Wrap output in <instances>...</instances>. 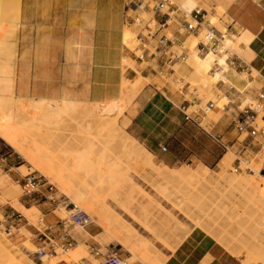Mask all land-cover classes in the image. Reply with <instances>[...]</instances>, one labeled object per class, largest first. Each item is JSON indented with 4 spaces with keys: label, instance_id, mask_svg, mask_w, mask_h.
Segmentation results:
<instances>
[{
    "label": "rangeland",
    "instance_id": "1",
    "mask_svg": "<svg viewBox=\"0 0 264 264\" xmlns=\"http://www.w3.org/2000/svg\"><path fill=\"white\" fill-rule=\"evenodd\" d=\"M147 1L152 6L154 0ZM172 1L174 5L183 10L181 8L183 0ZM237 1L241 2V0H196L198 3L196 9L202 10L204 15L205 28L209 24L210 17H215L217 19L214 25H209L216 29L218 35L222 34L218 47L214 51L210 50L207 55H205L207 52L200 53L194 47L198 41L202 40V35H199L197 38L192 37V41H190L192 47H189L187 60L173 66L172 71L163 76L158 74L154 63L146 64L123 59L121 63L123 71L126 68H131L135 72V76L129 80L130 82L139 76L146 78V80H143V90L141 89L140 93L133 99L124 93L125 90L121 91L120 89V98L115 99L114 105L112 103L114 100L105 103H92L71 99L75 101L76 105L69 106L67 109L64 108V112L59 110L62 114L55 112L57 115L60 114L59 117L52 113L53 109L50 110V113H48L49 108L47 110L39 109L35 116L36 120L30 122L32 128L29 127L31 130L27 134L32 131L30 133L31 137H27L25 143L29 150L31 148V151H36L37 165L23 160L0 140V237H2L1 239H3L9 250H18L19 253L15 254L17 260H27L31 264H58L66 261L58 259L59 255L65 251H57L54 254L49 252L47 243L37 240L38 238L32 235L33 230L35 228L42 231L45 228L43 218L47 212L52 213L58 221L66 219L68 216L66 211L71 205L68 207L65 205L72 204V200L63 192V188L58 184L59 181L55 179L56 173L60 171L61 167L64 172L68 169L70 174L66 172L68 175H65L62 172L63 170H61V174L67 178L72 176L67 181L69 180V184H74L77 187V184L84 179L83 176L87 175L82 169L84 165H81L83 166L81 170L78 167L80 162L83 161L81 158L86 157L85 154L89 152V155L94 159L96 157L94 156L96 155L95 152L100 149L97 153L104 156V159L108 161V165L112 162L116 165L114 177L105 179L101 185L102 189L93 194L96 202L94 210L88 207L86 201L78 203L80 208L91 217L93 224L84 229L69 227V231L74 238L80 237L83 240H88L90 239L88 231L92 229L99 234L94 237L95 242L101 246L109 245L111 248H115L126 264H145V257L150 259L154 257V260H156L155 257H160V261L162 262L164 259L165 262H162V264H166L168 254L173 248L193 230H197L215 242L230 257H236L235 259L241 264H245L244 260H248L249 264H264V192L239 186L237 180L230 179L233 175H236L244 179H250V181L254 179V182H259L253 171L257 170L258 173L264 175V142L262 148L252 149L244 145L238 146L234 144L235 133L230 135L232 126H229L219 133L230 145L226 152L218 148L202 129L192 126V130L198 133L196 135L197 141L190 147L196 157L172 164H161L155 155L144 146L133 129L130 128L132 118L142 108V105L148 100L149 104L153 103L155 100L153 101L151 98L155 92L163 94V91L166 90L173 95L172 101L175 104H179L183 98L192 101L193 95L199 99L196 102V104L200 103L199 107L189 108L187 111L189 114L197 108H203L209 100L217 102L218 108L208 112L201 120V126L206 131L214 133L216 129H212V125H219L224 121L228 122L232 118L235 106L228 107L226 110L222 109L224 102H218L216 99L217 82L211 78L210 71L208 72L209 80L204 82L202 78L198 79V77L192 75L191 64L194 55L199 58H208L215 55L214 59L234 55L247 64H252L255 53L250 48V44L254 40V35L248 30H243L239 25L233 27L235 23L230 16V6ZM253 3L256 6L258 4L263 5L264 0H253ZM21 8V0H0V116L3 119L0 118V123L5 122L3 117L7 114H12L21 121L30 118L25 114L26 109L22 105L25 97L14 91L16 62L13 66L11 63L13 62L12 53L16 54L17 61V34L19 29L23 27L20 17ZM129 14H132V12H129ZM137 14L143 19L144 23L153 18V13L147 10H138ZM143 25L135 23L123 29L127 36L125 34V38H123L122 35V43L130 50L138 46L136 35L141 31ZM151 25H154V23ZM243 35H247L249 38L248 46L240 44L238 52L235 49L234 51L224 47L225 41H235L236 37ZM174 50L179 51L177 47ZM247 55L251 58L246 57ZM148 65L151 68H147ZM254 71L253 76L255 77ZM224 77L228 79L226 80ZM223 78L222 81H230L239 87L241 80L245 79L246 75L228 71ZM122 80L120 85L123 84ZM251 86L259 87L256 78ZM127 98L128 100H126ZM52 101L57 100H51L50 105L54 106L56 102ZM100 105H104V110H108V107L111 110L113 108V111L109 110L110 115L106 111V115L102 116L103 119L98 116L101 121H111L116 117L117 131L114 134L119 129L118 133H122L123 138L133 140L136 148H146L151 154V160L157 167H166L172 171L201 168L214 175L219 183L215 181L213 186L202 187L191 185L189 181L185 180L159 181L153 174L154 171L149 167L139 162H137V165L136 161L130 158V154H128L129 157L127 156L125 148L120 150L122 146L116 141L121 140V135L117 133L118 137L115 140L110 134L106 135L104 132L107 131L101 127L100 129L96 122L86 123V112L91 113L92 111L94 114H100ZM107 105L108 107H106ZM97 107L99 110L96 109ZM43 113L50 114V117L54 116L51 121L49 116H46L47 119L44 117L50 123H47L46 120L43 121V118H39L43 117ZM96 118L95 120H97ZM53 119H56V122ZM58 120L59 122H57ZM27 124L29 125V123L25 125L27 126ZM32 138H35L34 141ZM57 144L60 147H57ZM109 146L111 150L108 149ZM82 153H85V156ZM81 154L84 157H81ZM223 155L231 158V164L229 163L225 172L226 176H223L226 177L224 179L226 181L217 178L220 172L218 162ZM74 157H78V159ZM79 158L81 160L77 162ZM238 158L242 162V171H235ZM21 166L23 168L17 171L16 168ZM245 168L250 171L245 170ZM52 169L56 170L55 173L54 170L51 171ZM49 170L50 172H48ZM29 175L35 177L34 185L27 183L26 176ZM52 175H55V177ZM20 208H32V210L36 209L37 212L34 218L28 219L25 218ZM136 240H140L144 245L139 254L133 252L129 247V244ZM39 243L40 245H38ZM43 248H45L46 253L39 257L36 252ZM73 248L83 249V259L69 263L66 261V264H99L100 261L91 256L89 248L83 245L82 242H79ZM229 251L233 252L230 253ZM151 261L155 262L153 259ZM157 261L154 264H158L159 261Z\"/></svg>",
    "mask_w": 264,
    "mask_h": 264
},
{
    "label": "crops",
    "instance_id": "2",
    "mask_svg": "<svg viewBox=\"0 0 264 264\" xmlns=\"http://www.w3.org/2000/svg\"><path fill=\"white\" fill-rule=\"evenodd\" d=\"M21 6L23 27L17 34L15 93L92 103L119 98L122 78L131 80L135 76L131 68L123 71L122 60L138 62L122 43L123 29L133 25L137 15V11L129 14L127 0H21ZM230 16L235 23L233 27L239 25L254 35L250 48L255 58L250 66L264 75V10L260 9L259 4L256 6L253 0H241L230 6ZM154 19L162 24L167 17L158 15ZM178 28V23L174 21L165 25L160 34L171 36L175 46L186 41L189 50L192 37L180 34ZM173 98L167 90L163 94L155 92L151 98L155 101L144 103L130 124V128L161 164L196 157L190 150L197 141L198 133L192 130L195 125L185 121L179 110L183 99L175 104ZM233 110L228 122L212 125L211 128L216 129L214 134L232 126L238 113L237 105ZM232 133L233 130L230 135ZM160 146H165L167 151L161 152ZM43 222L45 228L42 231L34 228L32 235L47 243L44 239L49 234L47 229L58 220L47 212ZM88 235V240L75 238V246L82 242L88 248L115 249L95 242L94 237L99 234L92 229ZM166 264L241 263L211 239L193 230L168 254Z\"/></svg>",
    "mask_w": 264,
    "mask_h": 264
},
{
    "label": "built area",
    "instance_id": "3",
    "mask_svg": "<svg viewBox=\"0 0 264 264\" xmlns=\"http://www.w3.org/2000/svg\"><path fill=\"white\" fill-rule=\"evenodd\" d=\"M260 8L264 10V4L260 5ZM127 10L129 12L147 10L153 13V18L145 23L138 14L136 15L133 24H144L141 31L136 35L138 46L133 50H130L125 44L123 46L133 53L134 59L139 63H154L158 74L161 76L171 72L173 66L185 62L188 58L186 41L175 46L171 37L160 34L165 25H170L175 21L178 23L180 34L193 38L202 35V40L198 41L196 47L200 53L214 51L222 38V34L218 35L216 29L209 24L205 28L202 10L194 9L187 13L174 5L172 0H154L152 6L147 0H127ZM158 15L166 16L167 19L162 24H158L154 19ZM152 23L154 25H151ZM175 47L179 51H175ZM147 68H151V66L148 65ZM228 71L246 75V78L241 80L239 87L229 81H222L224 74ZM210 74L217 82L216 99L218 102H224L222 109L226 110L228 107L237 105L238 113L232 122V130L235 133L234 144L244 145L252 149L262 148L264 142V75L256 71L254 77L251 66L234 55L227 57L224 60V65L215 59ZM255 78L258 81V88L251 86ZM197 101L199 99L195 95H193L192 101L183 98L179 110L185 121L202 129L218 148L227 152L230 145L221 135L206 131L201 126V120L204 116L218 108L217 102L209 100L203 108H197L190 114L187 113L189 108L199 107L200 103L196 104ZM160 150L163 153L167 151L165 146H160ZM237 161L238 165L235 167V171H242V162L239 158ZM245 170L249 169L245 168ZM26 180L28 184L34 185L35 177L29 175L26 176ZM65 206H70L67 211V218L60 219L54 226L49 227L47 229L48 237L44 236L47 241V250L53 254L57 251H67L76 245L77 242L71 235L69 227L84 229L93 224L91 217L74 204H66ZM44 249H39L36 252L39 257L46 253ZM89 251L92 257L100 261L99 264H126L116 249L90 247ZM58 264L66 263L59 262Z\"/></svg>",
    "mask_w": 264,
    "mask_h": 264
},
{
    "label": "bare ground",
    "instance_id": "4",
    "mask_svg": "<svg viewBox=\"0 0 264 264\" xmlns=\"http://www.w3.org/2000/svg\"><path fill=\"white\" fill-rule=\"evenodd\" d=\"M199 2V1H198ZM198 3L196 2V0H183V3L181 4V8L185 11V12H190L192 10H194L196 7H197ZM211 19L209 20V24L210 25H214V22H216V19L215 17H210ZM9 22V21H8ZM1 27V26H0ZM123 38H125V34L127 36V33L123 30ZM129 38V37H128ZM127 39V38H126ZM129 41V40H128ZM226 43H224V47H226L227 49H235L236 51L239 50V45L240 44H244L246 46H248V42H249V38L247 35H243L241 37H236L235 38V41L233 40H230V41H225ZM128 43V42H127ZM232 50V51H233ZM234 50V51H235ZM15 51V50H14ZM194 51V50H193ZM238 52V51H237ZM16 53V52H15ZM208 53H210V51H208L205 55H207ZM240 53V52H239ZM13 56L12 57V66L14 64V62H16V54L14 55V53H12ZM11 54V55H12ZM204 55V56H205ZM8 57H9V54H8ZM214 57L215 55H211L210 57L208 58H199L198 56L194 55L193 57V62H192V69H193V73L192 75L195 76V77H198L199 78H202L204 82H207L209 80V76H208V72L211 70V63L214 62ZM246 57H249L251 58V56L247 55ZM9 59V58H8ZM226 58L225 57H220L218 60L220 62V64L224 65V60ZM254 59V58H253ZM252 59V61H253ZM14 70V69H13ZM254 73L256 74V71H254ZM226 75V74H225ZM195 77H193L195 79ZM229 77V76H228ZM14 78H16L14 76ZM212 78V77H211ZM226 79V77H224ZM223 78V79H224ZM213 79V78H212ZM228 79V78H227ZM226 79V80H227ZM143 80H146L145 77L143 76H139L138 78L134 79L133 81H129L127 79H123L122 80V85H120V89L121 91L125 90L124 93L128 94L130 96V98H134L135 96H137L139 93H140V90L142 89L143 85H144V82ZM207 80V81H206ZM230 80V79H229ZM214 81V80H213ZM230 82V81H229ZM143 90V89H142ZM21 96H24L25 97V100L23 102V108H25L26 112L25 114L30 117L29 119H26V120H18L15 118V116H12V114H7L5 115L3 118L5 120V122H1L0 123V140H2L12 151H14L16 154H18L23 160H27V161H30L33 163V165H37V161H38V157H37V153L35 150H32L31 151V148L30 150L26 147V141H27V137L30 136V133L27 134V132L29 130H31L32 128V125L30 124L31 121L33 120H36V115H37V111L39 109H48L50 113V110L53 109L52 113H54V115L56 114L55 112L57 113H60L62 114L61 110H63L64 112V108L67 109V107L69 106H74L76 105L75 101L74 100H71V99H67V98H61V99H54V100H57V101H52L54 103V106L50 105L51 103V100L53 99H50V98H46V97H39V98H35V97H31V96H26V95H23L22 93H19ZM120 98V97H119ZM118 98V99H119ZM46 103V101H48ZM128 100V98L126 99ZM121 101V100H120ZM1 102V101H0ZM44 102H45V105H44ZM114 102L115 100L112 102L113 105H114ZM118 103V102H117ZM131 103V102H130ZM129 103V104H130ZM47 104V105H46ZM111 104V103H110ZM97 105V104H96ZM86 106V105H85ZM98 106V105H97ZM101 106V105H100ZM104 106V105H103ZM103 106H101V111L100 114L96 113L94 114V112L91 111V113H87L85 114V121L86 123H97V126H99V128L101 127L102 129H105V131L107 132H103L108 135L110 134L112 136V138H115V140L117 139L118 135H116L118 132H119V129H118V132L116 134H114L116 131H117V124L115 122V119L111 120V121H101V118L99 117H104V115H106V111L108 112L107 114H109V110L110 107H108V105L106 107H108L109 109L108 110H104L103 109ZM110 106V105H109ZM126 106V105H125ZM89 107H92V106H89ZM96 107V106H95ZM114 107V106H113ZM116 107V105H115ZM114 107V108H115ZM74 108V107H73ZM87 108V107H86ZM112 108V107H111ZM125 108V107H124ZM80 109V108H79ZM94 109V108H93ZM97 110L98 107L96 108ZM116 109V108H115ZM122 109V107H121ZM59 110L61 112H59ZM120 110V109H119ZM119 110H118V113H119ZM45 111V110H44ZM113 111V108L112 110ZM110 111V113H111ZM116 111V110H115ZM73 112V111H72ZM79 112V111H78ZM90 112V111H89ZM6 113V112H5ZM48 113H43L42 116L43 117H39L40 119L43 118V121L47 119L46 116H49L47 115ZM85 113V112H84ZM2 114V113H1ZM60 114H56L58 117ZM110 115V114H109ZM118 115V114H117ZM51 116V115H50ZM49 116V117H50ZM69 116V115H68ZM99 116V117H98ZM46 119H45V118ZM48 117V119H49ZM98 117V118H96ZM102 117V119H103ZM1 118V116H0ZM51 118H54V116L50 117V121L52 120ZM57 118V117H56ZM95 118L97 120H95ZM2 119V118H1ZM38 119V118H37ZM3 120V119H2ZM29 120V121H28ZM55 120L56 122V119H53ZM100 120V121H98ZM47 121V120H46ZM54 122V121H53ZM59 122V120L57 121ZM26 123H29V125L27 124V126L25 125ZM44 123V122H43ZM47 123H50L47 121ZM54 124V123H53ZM56 126V124H55ZM31 127V128H29ZM28 128V129H27ZM96 128V127H94ZM100 128V129H101ZM33 130V129H32ZM119 134V133H118ZM122 133H120L119 135H121ZM123 134H125L123 132ZM122 136V135H121ZM125 136V135H124ZM31 137V136H30ZM107 137V136H106ZM126 137H128L126 135ZM119 138H121L119 136ZM130 138V137H129ZM33 139V138H32ZM35 139V138H34ZM33 139V141H34ZM108 139V137H107ZM120 140V139H119ZM75 142V141H73ZM111 142L112 144L114 142L112 141H109ZM118 143H120L119 145L122 146L120 147V150L121 148H125L124 150H126L125 152H127V156L128 154L131 155V159L135 160L136 163L139 162L141 163L142 165H145L147 167H149L152 171H154L153 174H155V176L157 177V179L161 182H168V181H178V180H185V181H189V183L192 185H200L202 187H206V186H213V184H215L214 182L216 181V183H219L217 180H216V177H214V175H212L211 173H209L208 171H205L204 169H201V168H196L195 170H188L187 168L186 169H180L178 171H172L170 169H167L166 167H157L156 165H154L153 161L151 160V154L149 153V151H147L145 148H142V149H138L136 148L133 140H128V138H121L120 141H116ZM137 142V141H136ZM28 143V142H27ZM36 143V142H35ZM34 143V145H36ZM70 143V142H69ZM77 143V142H76ZM117 143V145H118ZM88 144V142H87ZM104 144V143H103ZM115 144V143H114ZM55 145V144H54ZM58 146L57 147H60L59 144H57ZM64 145V144H63ZM77 145V144H76ZM137 145V144H136ZM39 146V145H38ZM62 146V145H61ZM103 146V145H102ZM76 147V146H75ZM88 147V146H87ZM118 147V146H117ZM138 147V146H137ZM33 148V147H32ZM40 148V147H39ZM111 147L109 146L108 149H110ZM62 149V148H61ZM68 149H71V148H68ZM75 149V148H74ZM122 149V150H123ZM55 150V149H54ZM100 150V149H99ZM98 150V151H99ZM111 150V149H110ZM69 151V150H68ZM95 151V150H94ZM97 151V152H98ZM102 151V150H101ZM40 152V151H39ZM72 152V151H71ZM97 152L96 156L94 159L92 156L89 155V152L86 153H82L83 155L85 154L86 157H84L82 154H81V157L83 156L84 158H81L83 159L82 162H80V158H79V161L77 160V162H80V165L78 167H80L79 169L81 170V165H84V167L82 169H84V171L86 172V176L84 177L83 176V180L81 182H79L77 184V187L73 185H71V183L69 184V180L67 181V179L71 178L72 176H70L69 178H67L66 176H64L63 174H61L62 172H64V169H60V171L58 173H56V177L55 175H52L55 177V179L58 182V184L63 188V192L71 198V203L74 204L75 206H77L79 209L80 206L78 205L79 202H82V201H86L88 203V207L92 210H94V205H95V201H94V198H93V194L96 192V191H99L102 189V184L104 183V180L107 179L108 177L110 178H113L114 177V172L116 170V165L112 162V164L108 165V161L106 159H104V156L100 155V153L98 154ZM105 152V151H104ZM60 153V152H59ZM63 153V151H62ZM58 154V153H56ZM74 154V153H73ZM103 154V153H101ZM106 154V153H104ZM103 154V155H104ZM40 155V154H39ZM100 155V156H99ZM70 156V155H69ZM76 156H79V155H76ZM117 156V155H116ZM59 157V156H58ZM80 157V156H79ZM129 157V156H128ZM54 158V157H53ZM76 158V157H74ZM118 158V157H117ZM121 158V157H120ZM153 158V157H152ZM66 159V158H65ZM78 159V157L76 158ZM69 160H70V157H69ZM106 160V161H105ZM121 160V159H120ZM132 160V161H133ZM230 160V162H229ZM74 161V160H73ZM70 162V161H69ZM84 162V163H83ZM58 163V162H57ZM229 163L231 164V158L229 156H226L224 155L223 158L220 160L219 162V169H220V172H219V175H217V178L218 180H224L225 178L223 176H226L225 175V172L229 166ZM59 166V164H57ZM56 165V166H57ZM78 165V164H77ZM138 165V163H137ZM61 166V165H60ZM141 166V165H140ZM71 167V166H70ZM142 167V166H141ZM21 168H23L22 166L19 167V168H16L17 171H20ZM59 168V167H57ZM65 168V167H64ZM74 168V167H73ZM185 168V167H184ZM56 169V168H55ZM52 169L51 171H53L55 173L56 170H59V169ZM147 169V168H146ZM61 170H63L61 172ZM254 170V169H253ZM66 172H68V169L65 170ZM73 171V170H72ZM83 171V170H82ZM50 172V170L48 171ZM52 172V173H53ZM66 172H64L65 175H68L70 174L68 172V174H66ZM255 173V176L257 179H259V182H254L253 180L250 181V179H244V178H241V177H238L236 175H233L230 179H234V180H237L239 186H242V187H249L251 188L253 191H260V192H264V175H261L260 173H258L257 170H254L253 171ZM73 173V172H72ZM46 174V173H45ZM256 179V180H257ZM74 180V179H73ZM226 181V180H224ZM68 182V183H67ZM194 189V188H193ZM75 202V203H73ZM21 212L24 213V216L25 218H28V219H32L34 218L35 216V213L37 212L36 209L35 210H32L31 209H21ZM82 210V209H81ZM61 211V210H60ZM67 212V211H66ZM192 218V217H191ZM194 219V218H193ZM2 237H0V264H31L30 262H28L27 260H17V258H15V254L19 253L18 250H14V251H11L9 250L6 245H5V242L3 241V239H1ZM130 246V249L135 252L136 254L138 253H141V250L142 248L144 247L143 243L140 241V240H136L135 242H132L129 244ZM258 245V244H257ZM242 247V246H241ZM240 248V247H239ZM247 248V247H246ZM11 249V248H10ZM14 249V248H12ZM230 250V249H229ZM241 250V249H240ZM246 250V249H245ZM257 250V249H256ZM234 251V250H233ZM232 251V252H233ZM236 251V250H235ZM230 253H232L231 251H229ZM234 254V253H233ZM238 254V253H237ZM83 255H84V252H83V249L81 248H73V249H70V250H67L65 251L64 253H61V255H59L58 259H62V260H66L68 263L69 262H77V261H80L83 259ZM154 255V253H153ZM262 255V253H261ZM155 256V255H154ZM246 256V255H245ZM260 256V255H258ZM162 257V256H161ZM234 257V256H233ZM145 264H154L158 259L159 263L160 264V257H155L156 260H154V257L152 258L153 261H155L154 263L151 261L152 259H150L149 257H145ZM158 258V259H157ZM236 258V257H235ZM262 258V257H261ZM24 259V257H23ZM256 260V259H255ZM65 261V262H66ZM157 261V262H158ZM260 261V260H259ZM264 261V260H263ZM164 262V259L163 261ZM161 262V264H162ZM165 263V262H164ZM163 263V264H164ZM244 263L245 264H249L248 260H244ZM264 263V262H263Z\"/></svg>",
    "mask_w": 264,
    "mask_h": 264
}]
</instances>
